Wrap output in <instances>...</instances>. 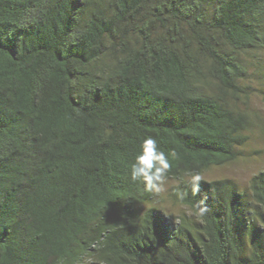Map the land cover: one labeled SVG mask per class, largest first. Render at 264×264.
<instances>
[{
    "label": "trees",
    "instance_id": "obj_1",
    "mask_svg": "<svg viewBox=\"0 0 264 264\" xmlns=\"http://www.w3.org/2000/svg\"><path fill=\"white\" fill-rule=\"evenodd\" d=\"M263 48L264 0H0V264H264V171L185 175L238 159ZM148 136L165 192L129 178Z\"/></svg>",
    "mask_w": 264,
    "mask_h": 264
},
{
    "label": "rangeland",
    "instance_id": "obj_2",
    "mask_svg": "<svg viewBox=\"0 0 264 264\" xmlns=\"http://www.w3.org/2000/svg\"><path fill=\"white\" fill-rule=\"evenodd\" d=\"M246 70L244 85L247 99L241 108L248 113L251 125L246 132L247 141L238 148V159L219 166H212L203 171L206 180L228 178L235 182L242 191L248 190L251 177L264 171V48L243 55ZM168 185V184H167ZM167 185L162 189L165 192ZM167 212L176 215L182 210L180 206L165 203Z\"/></svg>",
    "mask_w": 264,
    "mask_h": 264
},
{
    "label": "clouds",
    "instance_id": "obj_3",
    "mask_svg": "<svg viewBox=\"0 0 264 264\" xmlns=\"http://www.w3.org/2000/svg\"><path fill=\"white\" fill-rule=\"evenodd\" d=\"M169 155L174 159L176 153L166 154L161 150L156 138L145 137L139 145V150L135 154L129 169V178L132 182L143 184L145 191L159 192L162 190L171 168ZM187 182L191 185V193L197 195L200 191V182L203 177L197 172H186ZM184 193L180 198H184ZM207 207L203 202L197 205V215L204 216Z\"/></svg>",
    "mask_w": 264,
    "mask_h": 264
}]
</instances>
